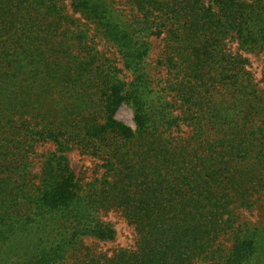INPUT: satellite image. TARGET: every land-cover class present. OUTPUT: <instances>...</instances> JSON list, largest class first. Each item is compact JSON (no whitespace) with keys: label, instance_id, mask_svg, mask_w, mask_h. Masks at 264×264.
<instances>
[{"label":"trees","instance_id":"1","mask_svg":"<svg viewBox=\"0 0 264 264\" xmlns=\"http://www.w3.org/2000/svg\"><path fill=\"white\" fill-rule=\"evenodd\" d=\"M63 2L0 0V264H264V0Z\"/></svg>","mask_w":264,"mask_h":264},{"label":"rangeland","instance_id":"2","mask_svg":"<svg viewBox=\"0 0 264 264\" xmlns=\"http://www.w3.org/2000/svg\"><path fill=\"white\" fill-rule=\"evenodd\" d=\"M217 0H204L206 4L213 3ZM63 4L67 6L68 0H64ZM88 35H92V30H88ZM99 48L103 50L104 45L102 41L98 38H95ZM159 51V41L155 40L152 42V53L151 57L154 59L155 55ZM263 57V56H262ZM261 57H257V60L252 62L251 70H254L256 73L259 72V68L262 65L260 63ZM252 61V59H251ZM255 67L256 68L255 70ZM257 76V74H256ZM258 77V76H257ZM116 118L128 126H133L131 120V111L127 106L122 105L117 113ZM54 149V145L51 143L43 144L37 146L35 151L37 154L41 155L42 153H48ZM68 164L81 183L88 182L93 175H95L96 161L86 155H82L78 150H71L66 153ZM41 159L37 157L33 159L31 165L32 174L36 175L39 172L41 167ZM101 173V172H100ZM97 175V172H96ZM264 204V199L262 200ZM250 218H253L252 216ZM102 222L109 224L114 230V237L110 240H97L91 237H86L81 240V243L84 247H87L92 254L98 255L102 254L107 257H112L120 249H130L135 246L137 240V235L133 228L127 224L124 218L116 211L104 212L100 215Z\"/></svg>","mask_w":264,"mask_h":264}]
</instances>
